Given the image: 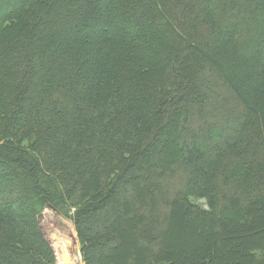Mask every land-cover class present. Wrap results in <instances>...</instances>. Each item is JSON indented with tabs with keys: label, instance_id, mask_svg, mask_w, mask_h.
Listing matches in <instances>:
<instances>
[{
	"label": "trees",
	"instance_id": "16d2710c",
	"mask_svg": "<svg viewBox=\"0 0 264 264\" xmlns=\"http://www.w3.org/2000/svg\"><path fill=\"white\" fill-rule=\"evenodd\" d=\"M46 206L83 264H264V0H0V264Z\"/></svg>",
	"mask_w": 264,
	"mask_h": 264
},
{
	"label": "rangeland",
	"instance_id": "374dc122",
	"mask_svg": "<svg viewBox=\"0 0 264 264\" xmlns=\"http://www.w3.org/2000/svg\"><path fill=\"white\" fill-rule=\"evenodd\" d=\"M197 206L207 209L202 199L190 198ZM41 229L55 253V264H83L73 223L56 209L46 206L38 216Z\"/></svg>",
	"mask_w": 264,
	"mask_h": 264
}]
</instances>
